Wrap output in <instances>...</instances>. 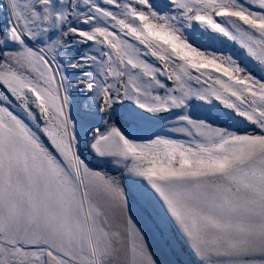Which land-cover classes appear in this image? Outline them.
<instances>
[{"label":"snow or ice","instance_id":"6c2138e0","mask_svg":"<svg viewBox=\"0 0 264 264\" xmlns=\"http://www.w3.org/2000/svg\"><path fill=\"white\" fill-rule=\"evenodd\" d=\"M0 264H264V0H0Z\"/></svg>","mask_w":264,"mask_h":264}]
</instances>
